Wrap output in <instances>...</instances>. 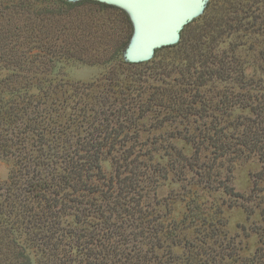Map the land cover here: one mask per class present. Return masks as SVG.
<instances>
[{
  "label": "trees",
  "instance_id": "1",
  "mask_svg": "<svg viewBox=\"0 0 264 264\" xmlns=\"http://www.w3.org/2000/svg\"><path fill=\"white\" fill-rule=\"evenodd\" d=\"M238 3L230 16L183 29L150 60L129 62L115 59L134 29L119 7L0 0V157L14 165L0 183V264H30L22 239L40 253L37 264H264V211L253 229L258 246L242 256L226 222L208 220L192 188L242 197L233 164L252 157L260 162L254 184L264 181V79L246 74L239 44L202 39L264 38V0ZM110 11L111 26L98 21ZM60 59L115 63L98 80L79 82L53 77ZM152 131L182 138L191 154L141 138ZM161 148L165 164L155 159ZM169 172L198 177L181 185L187 213L179 221L157 209L156 189ZM188 226L191 237L177 233Z\"/></svg>",
  "mask_w": 264,
  "mask_h": 264
},
{
  "label": "rangeland",
  "instance_id": "2",
  "mask_svg": "<svg viewBox=\"0 0 264 264\" xmlns=\"http://www.w3.org/2000/svg\"><path fill=\"white\" fill-rule=\"evenodd\" d=\"M239 1L243 0H204L199 10L184 24L180 30V35L181 31L185 28L194 27L195 30L199 26L203 25L204 22H216V20L224 14L230 16L239 7ZM96 15H102V19L98 20L100 22H102V20L104 22L109 20L110 26L112 25L113 20L116 21L113 11H110V16L101 12ZM93 17L95 18L96 16ZM204 29L203 31L206 33L210 28L205 26ZM202 39L209 42L210 46L218 43L220 47L224 48L228 47L227 43L229 42L239 44L240 46L238 47L237 53L245 63L246 74L248 76L253 75L264 79V55L261 54V52L264 53V38L261 36H242V32H240L239 36L236 37L234 35L231 38L222 34L219 38H217L218 41H210L209 36H205ZM114 40L115 36H113L111 29L110 55L113 52L112 48L115 46ZM177 41L174 44H176ZM128 47L129 46L121 50L118 54V58L115 59L127 61L126 57L128 54ZM114 63L115 62H111L109 64H89L78 60L60 59L55 62V72L53 77L68 81H96L99 79V76L104 73V71H107L110 66L114 65ZM6 73L7 72L5 70L2 71L1 76H4ZM145 137H147V139L154 140L157 144L163 142L164 145H174L176 148L181 149L186 155H190L192 152L191 145L180 137L169 138L167 134H159V131H152L150 134L144 133L141 138L144 139ZM155 159L163 164L167 162V155H165L162 148L155 151ZM102 166L106 173H109L112 170L111 163L108 159H104L102 161ZM13 167L14 165L12 159L0 157V183H4L8 180ZM259 170L260 162L256 157L238 160L233 164L232 185L234 186V190L240 193L243 198L240 196L228 197L220 189L214 190L207 186H203L201 188L192 186V188L198 189V204H200L204 216L208 218V220L218 221L221 219L222 222H226V224L222 226V229H224L223 231L227 233V237L230 240L229 244L234 243V249L242 256L252 255L258 246V237L253 229L257 224L262 222L261 211H264V181L260 180L257 181V184H254V176H257V172ZM184 177L185 178L181 181L169 172L168 176L161 181L160 185L156 189V198L159 201L157 209L159 214L164 216L167 220H182L184 215L187 213L185 202L181 200L182 195L184 194V190L181 185L195 182L198 177L192 172L186 173V176ZM186 195L190 194H185V196ZM247 208L254 209L249 218L246 214ZM188 222L189 221L185 220L183 222L184 226L187 224L192 226V223ZM188 227L180 230L178 227L179 232L177 233L179 235L191 237L194 234L193 227ZM214 241L218 242V240H211L210 245L217 247V244L213 243ZM21 242L26 247V252L30 257V264H37L40 259V253L38 250L29 245L24 239H22ZM174 250L177 254H183V248H180V246L176 247ZM176 264L181 263L177 262Z\"/></svg>",
  "mask_w": 264,
  "mask_h": 264
},
{
  "label": "water",
  "instance_id": "3",
  "mask_svg": "<svg viewBox=\"0 0 264 264\" xmlns=\"http://www.w3.org/2000/svg\"><path fill=\"white\" fill-rule=\"evenodd\" d=\"M75 1V0H72ZM125 10L133 35L126 60L150 59L156 49L174 44L184 24L199 10L204 0H95Z\"/></svg>",
  "mask_w": 264,
  "mask_h": 264
}]
</instances>
